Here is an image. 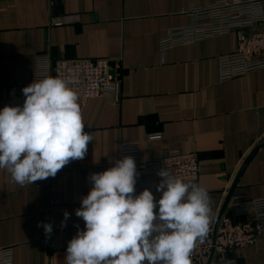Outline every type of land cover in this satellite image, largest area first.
<instances>
[{
    "label": "crops",
    "instance_id": "obj_1",
    "mask_svg": "<svg viewBox=\"0 0 264 264\" xmlns=\"http://www.w3.org/2000/svg\"><path fill=\"white\" fill-rule=\"evenodd\" d=\"M211 2L0 0V107L17 86L35 81L40 56L108 58L120 66L121 79L117 93L78 101L84 131L93 135L84 159L25 186L0 169V247L13 248L14 264H66L68 242L85 229L75 210L93 187L89 176L115 166L122 142H139L144 160L171 150L196 153L210 223L217 221L239 170L264 140V67L219 80V57L237 50L238 31L159 50L160 38L191 24L189 12ZM63 18L70 20L55 24ZM254 29L263 30L264 23ZM151 134L162 138L149 140ZM233 196L264 198V144ZM65 211L70 216L62 227ZM40 222L52 224L50 236ZM223 258L264 264V235Z\"/></svg>",
    "mask_w": 264,
    "mask_h": 264
},
{
    "label": "clouds",
    "instance_id": "obj_2",
    "mask_svg": "<svg viewBox=\"0 0 264 264\" xmlns=\"http://www.w3.org/2000/svg\"><path fill=\"white\" fill-rule=\"evenodd\" d=\"M22 92V106L0 110V169L25 186L84 159L93 135L84 131L78 94L64 79L45 77ZM157 174L158 200L147 188L135 195L138 172L131 156L92 173L93 187L75 210L85 229L68 242L66 264H191L194 247L208 234L210 197L167 168ZM63 215L62 227L70 214ZM38 227L46 236L53 231L50 223Z\"/></svg>",
    "mask_w": 264,
    "mask_h": 264
},
{
    "label": "built area",
    "instance_id": "obj_3",
    "mask_svg": "<svg viewBox=\"0 0 264 264\" xmlns=\"http://www.w3.org/2000/svg\"><path fill=\"white\" fill-rule=\"evenodd\" d=\"M189 13L191 24L172 29L160 38L161 52L238 31L237 50L219 57V80L227 81L264 67V29H254L264 23V0H212L209 5ZM69 20L63 18L55 24L61 25ZM119 69L120 66L108 58L52 61L47 56H40L35 81L45 77L64 79L77 92L78 101L86 102L109 92L117 93L121 82ZM28 85L17 86L14 98L4 99L0 110L6 105L22 106L25 100L22 89ZM161 138L160 134L149 136V140ZM125 156L135 160L136 181L141 192L147 188L155 195V184L161 180L157 173L163 168L185 183L200 186V160L196 153L171 150L144 160L140 156L139 142H122L120 159ZM227 208L228 212L224 213L219 224L216 225V221L210 223L204 241L197 242L190 255L191 264H241L223 256L230 251L255 246L264 235V198L233 196ZM0 264H14L12 247H0Z\"/></svg>",
    "mask_w": 264,
    "mask_h": 264
},
{
    "label": "water",
    "instance_id": "obj_4",
    "mask_svg": "<svg viewBox=\"0 0 264 264\" xmlns=\"http://www.w3.org/2000/svg\"><path fill=\"white\" fill-rule=\"evenodd\" d=\"M263 144H264V140H263L262 142H260V143L257 145V147L253 150V152L250 154V156H248V158H247L246 161L244 162L243 166H242L241 169L239 170V172H238V174H237V176H236V179H235V181H234V184H233L232 190L229 192V194H228V196H227V198H226L225 204H224V206H223V208H222V211H221L220 215L218 216V219H217V221H216V225L219 224V222H220L222 216L224 215L225 210H226V207L228 206V203H229L230 199H231L232 196H233L234 189H235V187H236V185H237V183H238V181H239L241 175L243 174V172H244L246 166L248 165V163L250 162V160L252 159V157L256 154V152L258 151V149H260V147H261Z\"/></svg>",
    "mask_w": 264,
    "mask_h": 264
}]
</instances>
